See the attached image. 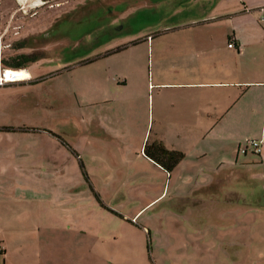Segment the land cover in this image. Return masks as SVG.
I'll return each instance as SVG.
<instances>
[{
  "label": "rangeland",
  "instance_id": "obj_1",
  "mask_svg": "<svg viewBox=\"0 0 264 264\" xmlns=\"http://www.w3.org/2000/svg\"><path fill=\"white\" fill-rule=\"evenodd\" d=\"M212 1L0 0V72L31 73L0 86V127L16 129L0 131V264H264L263 159L244 144L264 142L262 88L235 151L206 161L225 182L171 179L141 154L159 51L194 65L195 34L214 29L206 48L227 54V21L191 23Z\"/></svg>",
  "mask_w": 264,
  "mask_h": 264
},
{
  "label": "crops",
  "instance_id": "obj_2",
  "mask_svg": "<svg viewBox=\"0 0 264 264\" xmlns=\"http://www.w3.org/2000/svg\"><path fill=\"white\" fill-rule=\"evenodd\" d=\"M212 3L214 7L222 6L220 12L217 11L212 17L199 18L191 23L212 27L227 21L228 29L224 33L228 46L227 54L220 58L216 50L206 48L207 40L215 38L218 43V35L214 29L209 33L195 34L194 44L188 56L193 60L196 58L194 65L189 60L181 66L167 65L165 57L168 51H159L162 57H157L152 71L148 74L152 82L148 85V111L142 124L143 137L140 147L141 154L146 157L144 147L150 141L148 139L146 142V137L148 133L154 132L156 137L154 141L185 155L170 174L154 163L156 167L167 176H171V179L176 176L181 181H187V175L194 171L196 184L216 186L226 179L211 171L212 162L206 163L210 153H217L214 158H219V164L224 165L225 159L228 158L223 150L235 151L228 145V137L233 136L237 130L248 129L250 126L252 114L249 106L257 101L248 99L247 96L254 88H262L260 101L264 100V0H213ZM230 42H234L233 48L229 47ZM196 48L198 54H193ZM174 67L178 69L171 71ZM29 75L31 76L30 72ZM220 138L225 140V147H223L225 142ZM259 142L262 153L255 154L260 155L263 160L261 163L252 160V163L259 164L261 166L259 169H262L264 142ZM218 143L223 146L217 147ZM246 150L251 149L246 147ZM221 152L223 155L218 156ZM241 152L240 146L238 157L241 156ZM188 169L192 171L184 175V171ZM243 210H247V214L250 215L248 208ZM227 211L234 215V210ZM140 212L141 210L135 217ZM257 212L258 219L264 220V214L259 210ZM257 227H255L257 231L264 233V226ZM249 229L246 228V231ZM233 244L234 242L230 245ZM236 247L239 246L235 245L234 248Z\"/></svg>",
  "mask_w": 264,
  "mask_h": 264
},
{
  "label": "trees",
  "instance_id": "obj_3",
  "mask_svg": "<svg viewBox=\"0 0 264 264\" xmlns=\"http://www.w3.org/2000/svg\"><path fill=\"white\" fill-rule=\"evenodd\" d=\"M12 70H20L24 68V63H18L17 65H8ZM25 70V69H24ZM21 128L20 130H23ZM0 131H15L14 127H0ZM144 155L153 160L159 165L167 174L173 172L176 166L184 159L185 155L182 152L168 149L164 144L158 141L150 143L148 141L144 147Z\"/></svg>",
  "mask_w": 264,
  "mask_h": 264
},
{
  "label": "built area",
  "instance_id": "obj_4",
  "mask_svg": "<svg viewBox=\"0 0 264 264\" xmlns=\"http://www.w3.org/2000/svg\"><path fill=\"white\" fill-rule=\"evenodd\" d=\"M234 46H235L234 42H230L229 47L233 48ZM9 72L10 71L6 68L1 70V72H0V86H5L7 84L20 81V80L15 79L14 77H10V74H8ZM10 73L12 75V73H14V72H10ZM244 144L248 149H251L254 153H257V154L262 153V147H261V144L259 141H257V140H246Z\"/></svg>",
  "mask_w": 264,
  "mask_h": 264
},
{
  "label": "bare ground",
  "instance_id": "obj_5",
  "mask_svg": "<svg viewBox=\"0 0 264 264\" xmlns=\"http://www.w3.org/2000/svg\"><path fill=\"white\" fill-rule=\"evenodd\" d=\"M10 72H14L11 73L9 72L8 74H10V77H14L17 80H24L27 79L28 77H30L29 72L24 70V69H20V70H12V69H8Z\"/></svg>",
  "mask_w": 264,
  "mask_h": 264
}]
</instances>
